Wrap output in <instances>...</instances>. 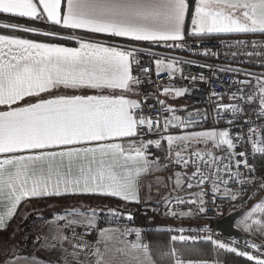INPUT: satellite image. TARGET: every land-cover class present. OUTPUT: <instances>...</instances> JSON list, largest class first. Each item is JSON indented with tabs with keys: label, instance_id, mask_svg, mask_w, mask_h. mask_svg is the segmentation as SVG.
I'll return each mask as SVG.
<instances>
[{
	"label": "snow or ice",
	"instance_id": "1",
	"mask_svg": "<svg viewBox=\"0 0 264 264\" xmlns=\"http://www.w3.org/2000/svg\"><path fill=\"white\" fill-rule=\"evenodd\" d=\"M0 13L136 42H164L173 48L185 47L189 35H264V0H194V8H191L188 0H63V3L62 0H0ZM189 13L191 29L187 31L186 18ZM0 28L64 38L59 37L58 33L42 32L37 27L19 23H0ZM68 39L76 41L78 46L68 47L60 43L0 33V200L7 202V211L0 214V228L5 226L6 219L13 217L22 202L31 199L98 195L139 203L140 178L160 170V157L150 158L152 154L149 148L152 145L160 148L162 142L167 144L165 158L169 163L182 164L184 168L193 166L195 170L191 173V179L197 180L198 184L203 185L210 176H215L214 192L219 191L216 181L227 184L228 180L235 179L239 184L256 183L254 178H241V166L250 172L254 169L248 165L245 152H235L236 141L242 138L240 135L232 136L229 129L215 127L172 134L169 129H187L193 121L175 115L177 110L170 105L166 106L164 100L157 99V103L163 112L172 115H165L163 124L160 123L159 112L155 117L144 114L142 102L131 96L138 95L136 86L141 83L140 78L132 74L133 64H140L136 54L145 50L119 44L109 45L99 40H85L78 36ZM169 41L172 43L168 44ZM236 43L247 45L249 42L238 40ZM251 46L253 51L245 55L264 59V43L253 40ZM203 54L209 55L211 50L205 48ZM183 63L196 62L177 57L156 59V75L167 73L174 77L177 71H182L178 65ZM220 70L241 71L230 67ZM142 71L147 75L150 69L143 68ZM199 79L204 77L201 75ZM240 83L246 85L249 81ZM256 87L257 92L247 97L241 92L240 98L246 102L258 98L260 113H264V73L259 74ZM62 88L93 89L100 94L48 95ZM106 89L112 91L103 94ZM116 90H119V94H116ZM186 92L184 88L163 87L164 94L176 97ZM45 95L48 98H44ZM219 95L211 93V96ZM232 99H237L236 93H233ZM216 107L225 113L231 112L233 116L243 112L239 104L218 103ZM228 123L231 125L233 121ZM154 129L161 133L158 139L142 138V130L146 133ZM248 141L252 143L253 155L264 154V136H261L259 130L250 128ZM201 144L205 146L204 150L193 147ZM209 144L213 149H221L226 155L218 156L207 150ZM236 156L242 159L235 160L233 164ZM204 168H208V174H205ZM222 171L227 174L228 180L222 179ZM187 175L175 173L178 188L184 182L182 176ZM187 187L191 189L193 184L188 182ZM259 187L264 189V181L260 182ZM224 194L235 200L242 193H232L225 188ZM200 195L202 197L203 193ZM171 202L165 198L166 204ZM175 202L185 201L177 198ZM199 204V211L204 212L202 198ZM110 211L116 214L115 209ZM258 211L264 213V201L255 204L240 224L245 231H255L264 236V218L252 219ZM168 214L184 216L189 213L169 209ZM69 215H79L81 219H68ZM58 219L65 221V228L76 224L93 228L96 226V211L69 209ZM57 230V221L53 220L49 235L43 241L37 237L36 241L48 250L55 249L59 244L65 264H83L78 259L81 251H87L94 258V264H112L110 259H106L110 251L108 241L112 240L113 234L119 229L99 230L101 240L96 243H103V251L74 234L72 240L75 243L72 244L71 253L63 249V244L69 242V238L63 234L57 237L53 234ZM129 232H135L137 236L136 242L127 245L128 250L137 253L132 258L135 264H154L148 245L139 242L141 229H124L121 235ZM171 239L183 241L188 238L180 235ZM206 239L221 249L228 248L239 256L247 257L255 264H264L261 256L212 240L211 236ZM250 246L260 247L255 243ZM117 251L123 252L124 249ZM161 255L172 256L174 264H209L205 260L184 261L176 255L174 248ZM25 260L27 264H39L34 255ZM127 264H131V261Z\"/></svg>",
	"mask_w": 264,
	"mask_h": 264
},
{
	"label": "built area",
	"instance_id": "2",
	"mask_svg": "<svg viewBox=\"0 0 264 264\" xmlns=\"http://www.w3.org/2000/svg\"><path fill=\"white\" fill-rule=\"evenodd\" d=\"M243 40L249 42L247 45H238L236 41ZM264 43V35L261 34H224L214 36L202 37H186V46L183 48L168 47L170 51L182 55L185 60L195 61L196 63H183L178 66L182 71H177L174 77H170L167 73L159 76L156 75L154 58L149 53L141 52L136 54V59L140 61L139 66L133 64V75L140 78V85L136 86V92L139 94L140 101L142 102L143 112L147 116L155 117L156 113L160 114V123L163 124L165 115L171 116L172 113H165L161 110V105L157 103V99H162L163 87L170 88H184L187 89L186 94L183 95L184 99L195 106L194 111L183 117L185 120L191 119L193 123L187 129L192 128L210 127V128H227L232 136L240 135L242 138L236 141L237 147L235 152H245L247 163L254 171H249L248 168L240 167L239 171L244 177L254 178L256 183L239 184L235 179L228 180L225 172H221V177L228 180L227 184L216 181V187L219 191L214 192L213 182L216 180L215 176H210L209 179L200 187V194L204 201V212H200L199 200H184V203L172 204V207L177 212L191 213L194 218L201 222L200 224L189 226H169L168 230L171 232V237L183 235L188 239L181 242H207L214 248L231 252L228 248L221 249L212 241L206 239L211 236L212 240L221 241L230 247H235L240 251H249L253 255L261 256L264 258V236L257 234L255 231H245L240 221L244 218L246 213L251 208L261 201H264V189H260L259 184L264 181V154L257 153L253 155L252 143L248 141L249 129L255 128L259 130L261 136H264V113H260L259 99L252 102H246L241 99V92L244 97L257 92V78L259 74L264 73V59L249 57L245 55L246 52L253 51L251 41ZM171 44L172 42H167ZM210 49L211 54L204 55V49ZM259 51L260 49H256ZM236 53V55H233ZM202 65H211L212 67H204ZM240 69L239 72L234 71H221L222 68ZM148 68L150 72L146 75L142 69ZM254 73L256 75H249ZM204 79H199L200 76ZM189 77H197L192 80ZM249 81L248 84H241L240 81ZM218 93L219 96H211V93ZM233 93L237 94V99H232ZM218 103L224 104H239L243 108V112L233 116L231 112L225 113L223 110L217 109ZM166 104V103H165ZM166 106H168L166 104ZM219 111V115L217 114ZM199 113V115L197 114ZM258 113H260L258 115ZM232 120L230 125L228 121ZM160 132L153 130L146 132L142 130V138L145 140H155L160 136ZM139 139V138H137ZM166 142H162V146L155 149H163ZM226 147V146H225ZM215 154L226 155L221 149H216ZM242 159L239 156L234 157L235 160ZM228 163V161H224ZM205 174H208V169L204 168ZM235 171V168H233ZM225 188L230 192H241L237 199H231L230 195H225ZM191 201H196L192 203ZM151 213L152 208L145 207ZM242 210V215L234 222V228L242 232L241 237L227 236L219 231L216 223L237 212ZM133 210L117 209L116 214L110 217L99 216L96 219V226L93 228H65L64 233L69 237L75 236L82 238L88 244L98 246L99 230L103 226H115L122 230L124 229H141L140 243L148 245V227L137 225L133 222ZM264 218V213L257 212L253 215V220ZM125 237L130 241H137L135 232H129ZM195 239H192V238ZM74 241V240H73ZM177 241H180L177 239ZM75 243V241H74ZM251 243L260 246L252 248ZM94 250V248H93ZM234 253V252H231ZM238 255L237 253H234ZM87 251H81L79 257H87ZM239 256V255H238ZM78 257V258H79ZM249 260L247 257H242ZM250 261V260H249ZM254 262V261H251ZM65 264V262H62ZM255 263V262H254ZM84 264V263H83Z\"/></svg>",
	"mask_w": 264,
	"mask_h": 264
},
{
	"label": "crops",
	"instance_id": "3",
	"mask_svg": "<svg viewBox=\"0 0 264 264\" xmlns=\"http://www.w3.org/2000/svg\"><path fill=\"white\" fill-rule=\"evenodd\" d=\"M63 3V0H62ZM188 3L190 4L191 8H194V1L188 0ZM191 11V9H190ZM48 22V21H46ZM52 24L51 22H48ZM61 28L71 30L72 32H75V35L71 36H78L85 40H99L106 42L109 45L112 44H119L127 47H135L139 49H143L145 53L151 54V56L154 58V61L156 59H160L163 57H177L179 59L185 60V57L179 54H176L172 51H170L164 44V42H161L160 44H153L151 42L146 41H140L137 43H142L146 45H133L129 44L126 41L129 42H136L132 41L128 38H117L112 37L106 34H94L87 30H73L63 27L62 25H58ZM191 29V15H189L186 18V30L190 31ZM236 34V33H232ZM216 36V35H224V34H211V35H205V36ZM68 47H77V46H70L65 45ZM141 54V52H139ZM152 53H157L159 55H152ZM179 64L178 66H180ZM112 90H104L103 94H109ZM71 94H77V95H95L100 94L97 90L93 89H81V90H72V89H60L59 91L49 93L48 95H71ZM116 94H119V90H116ZM48 95H45L44 98H48ZM131 98L140 100L139 94L138 95H132ZM162 99L165 101L167 105L172 106L177 111L175 112V115L185 117L189 114H191L195 106H193L190 102L184 99L183 95L180 97H176L172 94H164L162 91ZM210 127H200V128H192L188 131H200L203 129H208ZM225 129V128H221ZM169 132L172 134H181L184 132L182 128L176 129L171 128L169 129ZM127 142H125L126 144ZM193 147H199L201 150L205 149V146L203 144L201 145H194ZM166 148L167 144L163 149H155L153 145L149 148V152L152 154L150 158L153 157H160V170L159 171H153L150 172L147 175H144L140 178V202H125L119 198L115 197H104V196H98V195H79V196H65V197H51V198H41V199H31L22 202L15 214L11 219H6L5 226L0 228V252L6 251V253L0 256V264H27L25 258H31V256H36L39 260V264H63L64 261V253L61 249V246L59 244L56 245L55 249H45L42 247L41 243H38L36 241L37 237L41 238V241H43V238L46 235H49L50 232V224L53 220L57 221V228L58 230L53 233L57 237L61 234L67 236L69 238V242H65L63 244V249H66L68 253H71L73 251L72 244L74 241L71 237L66 235L64 233V224L65 221L59 220L58 218L60 216L65 215L66 210L69 209H78L81 212H88L89 209H95L96 211V219L101 217H110L113 216L110 209H129L134 210L135 205H144L145 207H150L153 210V213L155 214V221L160 224V227H169V226H189V225H195L198 224L199 221H197L194 216L189 213L188 215L180 216V215H170L169 209L174 210L172 207V204L176 201L177 198L181 200H197L201 199L200 195V186L195 184V180L191 179V173L194 171V169L185 170L184 166L176 165L175 163H169V161L165 158L166 157ZM207 150L212 151L211 144L207 146ZM216 150V149H215ZM215 150L213 152H215ZM193 168V166H191ZM208 169V168H207ZM187 173V177L182 176V180L184 181L181 187L176 186V176L175 173ZM157 177L160 179L157 180ZM194 180V181H193ZM191 182L193 184V187L189 189L187 187V183ZM168 198L172 202L169 204L165 203V198ZM113 198V199H110ZM7 202L4 200H0V214H4L7 211ZM176 211V210H174ZM37 213L39 216H41V219L36 223L34 231H33V239L34 244L32 242L30 246V252L27 253H8L7 248L4 247L9 244L10 242V230L13 225L22 223L30 214ZM68 219L73 220H80L81 217L79 215H69ZM87 226L84 224H76L72 225L69 228H79L84 229ZM68 228V227H67ZM104 228H111V229H119L120 231H117L113 234L112 240L108 241V248L110 249L109 253L106 256V259H110L112 264H127V262L131 261V264H135V261L132 259L134 256L137 255L135 252H131L127 249V245L136 242V241H130L128 240L125 235L122 236L121 232H123L122 229L115 227V226H103L101 229ZM99 240H101V237L99 236ZM100 247L101 251L104 250L103 243H100L98 245ZM149 248V246H148ZM118 249H124L123 252L117 251ZM94 251V250H93ZM151 260L154 262V264H159L155 261L153 255L151 254L149 250ZM141 259H143V254H139ZM80 261H82L84 264H94V258L90 257L89 255L87 257H79ZM188 261V260H184ZM192 261H199V260H192ZM211 264H220L216 261H208Z\"/></svg>",
	"mask_w": 264,
	"mask_h": 264
},
{
	"label": "trees",
	"instance_id": "4",
	"mask_svg": "<svg viewBox=\"0 0 264 264\" xmlns=\"http://www.w3.org/2000/svg\"><path fill=\"white\" fill-rule=\"evenodd\" d=\"M194 0H192L193 2ZM0 23H19L25 26L37 27L42 32H55L59 34L61 38L46 37L37 33H25L19 30L0 28L2 34L19 35L24 38L34 39L41 42L48 43H60L70 46H78V43L74 40L68 39L71 35H75V32L61 28L58 25L50 24L46 21H35L29 18L16 17L11 14L0 13ZM133 45H146L137 42H129ZM197 181V180H196ZM113 199V198H110ZM133 213V222L140 226L148 227V246L151 254L156 262L159 264H174V258L170 255H161L162 253H168L171 249H176V255L182 260H205L216 261L220 264H255L235 254L229 253L224 250L214 248L207 242H181L173 241L171 239V232L166 227H160L155 221V214L151 213L144 205H135ZM41 219L37 213L30 214L19 225V230L24 234H30L33 237V231L36 223ZM199 222L198 224H200ZM31 244V243H30ZM8 246V248H7ZM5 246L7 249H15L14 245L8 244ZM30 252V246L27 245L24 248L17 250V253Z\"/></svg>",
	"mask_w": 264,
	"mask_h": 264
},
{
	"label": "rangeland",
	"instance_id": "5",
	"mask_svg": "<svg viewBox=\"0 0 264 264\" xmlns=\"http://www.w3.org/2000/svg\"><path fill=\"white\" fill-rule=\"evenodd\" d=\"M211 149H212V151L215 150V149L212 148V146H211ZM216 155L219 156L221 154H216ZM189 169H194L195 170L194 167L191 168V165L188 168H186L185 170H189ZM194 182H195V184L199 185L200 187L202 186V185L198 184L196 180ZM195 200H197V198H195ZM19 225L20 224L13 225L12 228H11V230H10V242H9V244H10V246L11 245H14L15 246V249H8L7 250L8 253L17 252V250L21 249L22 247L24 248L27 245L31 246L32 242H33V244L35 243L33 237H30V234L29 233L28 234L27 233L24 234L21 230H19ZM7 248H8V246H7ZM2 252H3V254L6 253V251H2ZM2 252H0V256L3 255ZM229 253H231V252H229ZM232 254H234V253H232ZM209 264H211V263H209Z\"/></svg>",
	"mask_w": 264,
	"mask_h": 264
},
{
	"label": "water",
	"instance_id": "6",
	"mask_svg": "<svg viewBox=\"0 0 264 264\" xmlns=\"http://www.w3.org/2000/svg\"><path fill=\"white\" fill-rule=\"evenodd\" d=\"M241 215H242V210L237 211V212L219 220L216 223L217 229L227 236L241 237L243 235L242 232H240L234 228V222Z\"/></svg>",
	"mask_w": 264,
	"mask_h": 264
}]
</instances>
